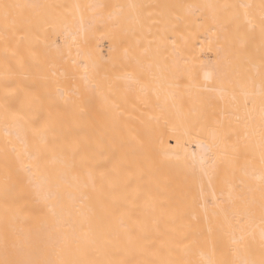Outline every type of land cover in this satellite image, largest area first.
Segmentation results:
<instances>
[{"label":"bare ground","instance_id":"obj_1","mask_svg":"<svg viewBox=\"0 0 264 264\" xmlns=\"http://www.w3.org/2000/svg\"><path fill=\"white\" fill-rule=\"evenodd\" d=\"M13 261L262 264L264 0H0Z\"/></svg>","mask_w":264,"mask_h":264},{"label":"snow or ice","instance_id":"obj_2","mask_svg":"<svg viewBox=\"0 0 264 264\" xmlns=\"http://www.w3.org/2000/svg\"><path fill=\"white\" fill-rule=\"evenodd\" d=\"M4 9H5V15H7V9L10 7L9 5H3ZM241 7H246L244 5H242ZM8 264H17V262L13 261V262H8ZM262 264H264V261H262Z\"/></svg>","mask_w":264,"mask_h":264}]
</instances>
